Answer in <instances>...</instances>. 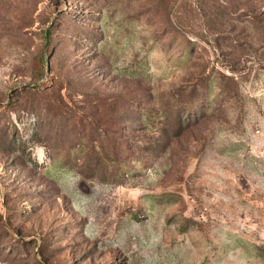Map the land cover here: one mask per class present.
Wrapping results in <instances>:
<instances>
[{
	"label": "rangeland",
	"instance_id": "1",
	"mask_svg": "<svg viewBox=\"0 0 264 264\" xmlns=\"http://www.w3.org/2000/svg\"><path fill=\"white\" fill-rule=\"evenodd\" d=\"M0 264H264V0H0Z\"/></svg>",
	"mask_w": 264,
	"mask_h": 264
},
{
	"label": "trees",
	"instance_id": "2",
	"mask_svg": "<svg viewBox=\"0 0 264 264\" xmlns=\"http://www.w3.org/2000/svg\"><path fill=\"white\" fill-rule=\"evenodd\" d=\"M178 113V112H177ZM177 117V116H176Z\"/></svg>",
	"mask_w": 264,
	"mask_h": 264
}]
</instances>
